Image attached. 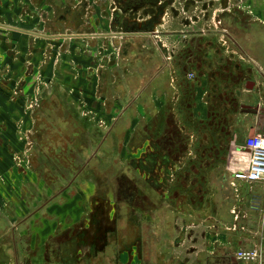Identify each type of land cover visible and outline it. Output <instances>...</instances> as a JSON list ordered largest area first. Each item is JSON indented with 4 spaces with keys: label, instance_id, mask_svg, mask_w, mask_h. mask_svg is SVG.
<instances>
[{
    "label": "crops",
    "instance_id": "crops-1",
    "mask_svg": "<svg viewBox=\"0 0 264 264\" xmlns=\"http://www.w3.org/2000/svg\"><path fill=\"white\" fill-rule=\"evenodd\" d=\"M142 1L137 21L124 16L116 25L108 16L110 0H0V177L7 179L0 184V215H10L13 192L18 202L28 188L41 200L47 196L29 226L35 264H232L241 249H262L264 264V183L230 186L234 148L241 149L238 159L244 142L230 143L234 161L224 172L228 140L216 136L218 129L208 123L194 143L191 133L176 130L172 122L181 120L184 93L192 92L187 81L211 104L197 76L205 71L202 55L211 52L215 37L203 29L205 24L232 10L230 25L242 31L240 16L245 18L244 36L264 47V0H186L184 9L183 0ZM65 4L71 13L61 21L58 11ZM157 5L165 7L163 28ZM194 16L201 20L191 29L183 18ZM175 20L180 26L171 29ZM179 32L184 36L174 40ZM204 37L210 45L206 51L197 45ZM188 42L198 46L194 55L185 53ZM176 52L190 59L189 72L185 66L176 72L171 64ZM196 64L202 67L198 71ZM187 73L196 77L188 79ZM223 82L229 83L216 79L214 95H229ZM233 86L244 89L242 82ZM251 87L255 94L263 85L255 81ZM128 132L135 158L125 161V171L114 182L99 173L85 176L91 163L98 165L100 150L122 149ZM80 133L90 145L84 151L93 153L81 165H70L78 170L61 180L60 189L49 187V173L39 169L59 164L44 154L65 148L74 152ZM218 183L227 184L234 198H226ZM241 186L247 188L239 193ZM238 200L242 219L235 223L229 213ZM27 217L9 224L12 235L3 247L27 246L29 240L20 237ZM8 255L3 251L2 257Z\"/></svg>",
    "mask_w": 264,
    "mask_h": 264
},
{
    "label": "rangeland",
    "instance_id": "rangeland-1",
    "mask_svg": "<svg viewBox=\"0 0 264 264\" xmlns=\"http://www.w3.org/2000/svg\"><path fill=\"white\" fill-rule=\"evenodd\" d=\"M180 6H178L176 4V6L174 7L176 10L179 9ZM239 11V10H237ZM170 16V15H169ZM241 20L245 19L243 17H241ZM167 20V19H165ZM250 21V20H249ZM247 22V21H246ZM165 24L167 22H164ZM174 26L171 25V29L174 28H179V21L175 20L174 21ZM192 27L191 29H195L193 27V23H189ZM244 28H242L241 33H245L247 32L246 27L249 26V24L244 23ZM215 26V23L211 24V22H207L205 24V27L203 29L206 30H213ZM165 29H170V27H166ZM170 29V30H171ZM173 38H175L174 40H176V36H173ZM178 40V39H177ZM189 41V40H188ZM208 41L205 40V37L203 39L200 38V40L198 41V46L200 47V49L206 51V49H208L210 47L209 43H207ZM212 43L211 51H214L215 49H219V53H221V56L223 57H229L231 55L230 50L227 51L226 50V46L225 44L223 45V48L221 47L222 42L220 41L219 38L214 37L212 41H210ZM197 45H190V42H188L187 44V49L185 51V53L188 55L192 54L194 55V53L198 50V46ZM179 45V49H180ZM197 46L196 50L195 47ZM204 46V47H203ZM178 49V48H177ZM178 51V50H176ZM200 52V51H199ZM203 54V52H202ZM182 55V54H181ZM184 55V54H183ZM179 57L181 60V63L179 61ZM239 63L241 70H239L237 72V74H241L242 77H244V74H249L248 77L249 79L253 82L256 81L255 79V73L253 71H249L246 67L247 65H245L243 62H236ZM171 64L174 66L175 70L177 73H179V71H181L182 73V66H185L188 68L189 72L190 68H192L191 65V61L190 59H188V57L186 55L184 56H179L176 52V56L171 55ZM186 68V69H187ZM202 68V67H201ZM203 69L205 71H203L200 73H197V76H202V81H203V85H206V93H209L210 89L209 87H207V85L210 86V80L207 79V76H210L212 72L206 71V69L203 67ZM195 73V72H192ZM220 73V72H219ZM189 73H187L188 75ZM170 75L175 76V72H173V68L171 69V73ZM194 77H196L194 75ZM173 78V77H171ZM185 79V77H184ZM189 79V77H188ZM240 81V80H237ZM208 82V84H207ZM172 84V82H171ZM174 86V84H172ZM185 85H187L188 90H192V92H186L184 93L185 97L183 100V104L181 106V112H183V115L180 114V119L181 120H175V118L172 119V122L174 123V126L177 128H183L182 130L187 131V133H191L192 134V138L193 142H199V139L202 137L201 135V129H206L207 127H210L209 124H211V128L210 129H218L217 132L219 131V135L218 137L221 140H228L226 143V148L227 150L229 149L228 155H229V159L226 161L225 164V168H223L224 172L227 171L228 169V165H230L231 161H234L233 158V151L232 150V146L230 143L233 142V140H235L236 142L235 145H241L245 139L248 137H264V121L261 120V117L259 118L258 116H254L253 114H249L247 113L244 109L241 110V106L242 105H249V106H256V105H263L264 106V86L257 89V92H255V94H252L251 92H246L247 90L242 89L243 91H241L240 95H238V99H231L230 96L232 95L231 91L235 90V92L237 93L238 90H240V88H235V89H230L229 90V95H227L225 92H221L219 94L213 95V94H209V99L211 100V104H207L204 103V101H202L201 99V91L199 88L194 89L193 87V83H189V81L185 82ZM253 88V87H250ZM208 91V92H207ZM224 94V95H223ZM255 96V97H254ZM218 97V98H217ZM229 97V98H228ZM217 103V104H216ZM196 105V108H194L193 106ZM173 108V106H172ZM174 111H172L173 113ZM184 117V118H183ZM184 119V120H183ZM180 121V122H179ZM174 127V128H175ZM231 129V130H230ZM226 131L228 130V134H226L225 136H223V132L222 131ZM210 133L213 135L212 130L210 131ZM214 138H216L214 136ZM239 138V140H238ZM76 147L75 150L73 152V150H67L66 148L64 150H57V151H49V153L44 154V158L50 160V159H55L58 161V166L54 168L53 164L52 168L49 167L48 171H46V169H39L40 172L44 173V174H48L49 176L47 178H50L48 186L50 187H54V189H60L63 184L61 183V180H68L69 176L73 175V170L77 171L78 168L77 167H70V165L73 163L75 165H81L83 163V161L85 159H87L89 157V155H91L93 152L92 151H84L86 148H88L90 145L88 144V142L86 141V138L84 139L82 134L80 133V135H78V139H76ZM24 142V144H26L25 140H22ZM99 141V136H98V140ZM238 141V142H237ZM28 143V142H27ZM129 143V132L127 134V136H123V145L121 146L122 149H120L117 152L114 151H110L109 148L106 149L105 151L100 150L97 155H98V159H96V161H98V165L99 163H101V166H98L96 163H91L86 171V173H84L85 176H91V175H102V176H106L108 177V179H112V182H114L115 178L118 177L121 173V171L124 169L125 171V167L124 165L126 164L125 161L129 160V158H135V156L132 155L133 151L130 150L131 145L128 146ZM239 147V146H237ZM24 152V151H23ZM23 152H21V156L23 155L24 160L25 157H27V154H23ZM121 152V153H120ZM232 152V153H231ZM236 152L235 155V163L237 162V153L239 154L241 152L240 148H234V153ZM28 153V152H27ZM26 155V156H25ZM96 155V156H97ZM226 155V154H225ZM39 157V156H38ZM42 157V158H43ZM41 158V156H40ZM43 158V159H44ZM136 158H139L136 157ZM13 159V158H12ZM15 161H13L15 163V165L18 164V160H16V157L14 156ZM22 165V164H21ZM96 165L99 167V172L98 168H96ZM69 166V167H68ZM124 167V168H123ZM17 168H19V170L22 168L21 166H18ZM97 169V170H96ZM92 172H89V171ZM174 170V168H173ZM222 170V171H223ZM127 174L129 173V170L126 168ZM7 179H4L2 177H0V184L3 182L4 185L7 184L6 182ZM14 180V179H13ZM59 182H56V181ZM52 182V183H51ZM65 183V182H64ZM15 183H12V185ZM53 185V186H52ZM35 186V185H33ZM218 190L219 191H223L225 194V197H233V190L228 188L227 184H221L218 183ZM36 187V186H35ZM37 188V187H36ZM244 186H241L238 188V192L240 193V191L245 190ZM17 190V189H16ZM15 190V192H17ZM236 193V192H234ZM49 195V193L47 194ZM10 202H11V210H10V215H6L3 217V215H0V264H24V261H27V263L25 264H35V259L31 260L35 254L34 252V248H31V246L29 245L31 237L33 238V233L32 231L30 232L31 229H29L30 227H33V222H34V217L33 214L35 212L36 209H38L42 203H44V201H46L47 196H45L43 198V200L40 199V195H36V192L33 191V189L28 188V190L22 194V196L20 197V202L19 201V196L18 193L14 194L11 193L10 196ZM234 198V197H233ZM4 201L7 200L9 201L8 197L3 198ZM241 200H238L237 202H234V207H233V211L235 214H231L229 213L232 217H237L235 220V223L239 222L242 219V213L241 210L239 209V205L238 203H240ZM5 205H7L8 203L5 201L4 203ZM3 206V205H2ZM27 217V225H24L21 235L20 237H23L25 239H28L29 241L27 242V246L25 247V244L18 249V247L15 248V251L13 249L14 257H12L11 255V251L12 249L10 247L7 246L6 243V247L4 245L3 247V241H10V236L12 235L10 229H8L9 224L10 226H14V224H18L24 217ZM233 217V218H234ZM30 218V219H29ZM29 219V220H28ZM31 224V225H30ZM5 225V226H4ZM30 226V227H29ZM234 229L237 228L236 225L233 226ZM21 230V229H20ZM237 230V229H236ZM27 241V240H26ZM25 243V241H24ZM8 250L10 253V256L8 255V258H4L2 257V253L3 251L5 253L8 254ZM242 251H246L241 249ZM40 253V252H39ZM17 255V258H16ZM21 259H19V257H21ZM31 258V259H30ZM245 264V263H244ZM252 264V263H250Z\"/></svg>",
    "mask_w": 264,
    "mask_h": 264
},
{
    "label": "flooded vegetation",
    "instance_id": "flooded-vegetation-1",
    "mask_svg": "<svg viewBox=\"0 0 264 264\" xmlns=\"http://www.w3.org/2000/svg\"><path fill=\"white\" fill-rule=\"evenodd\" d=\"M113 2V8L112 13H110L108 16L112 22V24L118 25L120 21L124 18V16L129 17L132 21H137L139 19V16L137 13L139 12L140 8H142L143 1L142 0H125V6L121 5V0H110ZM89 2V1H88ZM69 4V3H68ZM158 4V3H157ZM187 1L183 0L181 3V8L187 6ZM84 8L86 9V4L84 5ZM57 9V8H56ZM55 9V10H56ZM82 10V9H81ZM158 17L156 19L160 22L159 27L163 28V24L166 21L165 20V7L157 5ZM239 11H243V9L238 8ZM71 13V7L70 5L65 4V7H61V10L58 11L57 18L62 21H66V16H69ZM227 13L232 14V10H228V12L222 13V15H216L212 19V21L215 23L214 29L212 30V35L219 38L222 42L221 47L223 48V45L225 44L226 50L229 51L231 55L229 57H223L221 56V53H219V49H215L214 51H211L210 53H204L202 56V61L205 68L209 69L211 73L210 76H207V79L210 80V91L207 93V97L209 94H215V90L217 88V84L215 83L216 79L220 81L228 80V85L226 83H222L224 85L223 87H234L233 85H236L237 83L242 82L244 85V89L250 92V89L248 87H251L255 84V81H251L248 77L249 74H244V77L237 72L241 70V67L239 63L236 62H243L245 65H247V69L249 71H253L255 73V79L260 84L264 86V47H262L259 43H254L251 39H248L246 36H244L243 33H240L241 31L236 30L233 25L228 22L227 19ZM245 13V12H244ZM164 16V17H163ZM163 17V18H162ZM201 17H185L183 20H186L191 23H197ZM58 19H55L56 21ZM155 19V20H156ZM211 19V17H210ZM250 20V19H249ZM154 21V19H153ZM211 21V22H212ZM247 20L243 19L241 20L242 23H247ZM251 21V20H250ZM153 23V22H152ZM213 23V24H214ZM149 34L150 32H140L139 34ZM164 33V34H163ZM183 33L185 32H179L175 36L180 38L183 37ZM166 32L161 31V35L164 37L166 36ZM65 36H69L64 34ZM158 34L155 35V37L158 39ZM144 37H148L147 35ZM159 45L162 48H165V51L168 52L167 46L163 45V43L158 42ZM256 62V63H254ZM197 71L198 67L201 68L200 64H196ZM220 72V73H219ZM193 75V74H190ZM189 76V75H188ZM194 79L193 78L191 80ZM240 80V81H237ZM234 88H232L233 90ZM254 89V88H251ZM241 90H238L236 93L235 90L231 91L232 95L230 96L231 99H238V95H240ZM224 95V94H223ZM209 98V97H208ZM207 98V99H208ZM218 98V97H217ZM229 98V97H228ZM217 104V103H216ZM244 109L247 113L253 114L254 116L261 117V120L264 121V106L256 105V106H249V105H242L241 110ZM250 138V137H249ZM246 141H244L243 144H245ZM244 146V145H243ZM242 146V147H243ZM234 261V257H233ZM25 264V263H24ZM233 264V263H232Z\"/></svg>",
    "mask_w": 264,
    "mask_h": 264
},
{
    "label": "built area",
    "instance_id": "built-area-1",
    "mask_svg": "<svg viewBox=\"0 0 264 264\" xmlns=\"http://www.w3.org/2000/svg\"><path fill=\"white\" fill-rule=\"evenodd\" d=\"M188 77L192 79L193 75ZM242 148L243 156L237 159L236 166L230 172V186L235 190L239 184L264 183V137H250ZM232 213L235 214L234 211ZM234 259L233 264H262L263 251L241 250L235 253Z\"/></svg>",
    "mask_w": 264,
    "mask_h": 264
}]
</instances>
